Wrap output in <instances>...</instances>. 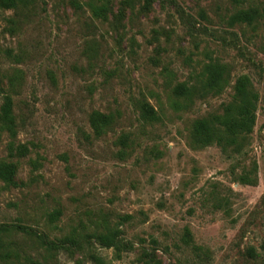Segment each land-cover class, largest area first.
Listing matches in <instances>:
<instances>
[{"label": "rangeland", "instance_id": "1", "mask_svg": "<svg viewBox=\"0 0 264 264\" xmlns=\"http://www.w3.org/2000/svg\"><path fill=\"white\" fill-rule=\"evenodd\" d=\"M106 1L96 17L89 3ZM243 10L261 15L233 21ZM212 63L229 72L220 94L200 89ZM242 75L260 95L242 151L194 146L195 123L223 111ZM180 84L196 91L178 94ZM7 95L16 135L0 121V166L15 174L0 177V225L12 229L0 235V264H99L94 253L104 264H146L149 254L162 264H264V0L0 7V114ZM143 100L156 121L142 118ZM96 110L116 117L101 137L89 122ZM17 225L55 242L109 228L119 243L48 251Z\"/></svg>", "mask_w": 264, "mask_h": 264}, {"label": "trees", "instance_id": "2", "mask_svg": "<svg viewBox=\"0 0 264 264\" xmlns=\"http://www.w3.org/2000/svg\"><path fill=\"white\" fill-rule=\"evenodd\" d=\"M77 0H72L76 2ZM24 0H0V7L10 9L23 3ZM109 1L96 5L92 2L89 5L96 17H103L109 9ZM261 14L258 10H243L232 17V20L239 23H253ZM229 83V72L225 65L209 64L206 68L205 79L201 84L203 93L220 94ZM235 93L232 99L224 105L223 111L219 114H211L197 121L192 130V141L196 147H206L213 144L220 146L223 150H234L239 153L243 149V143L253 132L257 120V109L260 101V95L255 89L250 77L242 75L237 78ZM200 90V91H201ZM196 91V86L187 87L180 84L176 88V93L181 95H191ZM140 113L144 120L156 121L158 115L154 107L146 100L140 105ZM0 121L2 127L14 137L16 135V121L13 112V100L11 96H5L4 103L1 106ZM89 122L96 137H101L113 127L116 117L113 113L102 111H93L89 116ZM128 136L120 138V143L126 145ZM15 174L14 166L9 163H3L0 166V177L6 182H11ZM249 178V176H248ZM245 178V179H248ZM249 181V180H248ZM59 212H53L51 216L56 218ZM127 218V217H126ZM129 218V217H128ZM16 228L22 230L30 237H37L48 251H55L70 246L83 247V241L95 239L102 247H117L118 240L116 230L107 228L104 231L85 235L79 239L78 235L67 236L59 242L50 241L45 235L37 233L30 227L17 225ZM12 229L6 225H0V235L10 232ZM185 241L191 242L190 233L185 235ZM203 250V248H197ZM204 254H206L204 252ZM93 259L99 264H104V260L97 254H92ZM146 264H162L155 255H147ZM30 264H41L36 260L30 259Z\"/></svg>", "mask_w": 264, "mask_h": 264}]
</instances>
